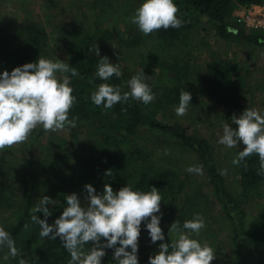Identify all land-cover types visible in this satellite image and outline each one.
<instances>
[{"label": "rangeland", "instance_id": "rangeland-1", "mask_svg": "<svg viewBox=\"0 0 264 264\" xmlns=\"http://www.w3.org/2000/svg\"><path fill=\"white\" fill-rule=\"evenodd\" d=\"M52 1L51 4L46 0H0V47L5 51L2 55L0 50V74L6 71L4 67L13 65L10 54L14 51L19 53V60L23 65L37 62L40 56L65 61L80 73L75 77L70 74V80L93 77L96 75L99 59L107 57L110 63H118L120 66L122 92L130 91L124 67L116 52L123 47L125 41L136 37L137 26L131 23L130 18L143 0H107L103 7H96L95 0ZM234 3L237 5L239 2ZM246 4L249 2L239 6ZM176 5L179 8L178 15L192 26L196 34L192 47L199 46L200 49L192 52V48H188L190 65L187 68L165 66L144 71L148 77L145 82L153 89L155 99L147 105L136 101L149 116L150 122L145 123L130 138L131 148L154 156L181 183L187 197L189 214H201L205 219L208 230L201 231L200 235L209 236L210 245L216 249V259L212 264H256L257 260H264V185L247 192L240 188L237 166L231 159L224 157L223 151L227 147L217 142L223 134V128H205L217 110L216 104H210L206 108L196 104L189 105L187 113L178 116L176 108L179 105L171 103L167 96L173 85H196L209 65L220 67L228 62L239 67L240 78L252 99L253 108L264 113V41L260 45L246 42L239 36V29L234 25L232 16L223 26L227 39L220 38L216 31L219 22L213 23L214 19L206 13L199 14L193 8L185 10L179 4ZM76 13H82L91 23L115 29L119 41L92 44L85 36L73 37L70 25ZM36 30L43 34L37 44L32 40ZM245 33L249 34L247 30ZM96 45L99 56L96 55ZM84 52L95 59L96 63L92 64L89 57H84ZM88 128L89 124L83 123L77 128L44 132L38 136L43 128L37 127L25 143L5 150V156L0 158V165L5 169L8 163L14 167L23 164L30 174L27 184L29 185L31 178L39 183L44 180L41 173L43 157L54 146L66 142L70 149L65 179L60 187L49 192V197L56 196V208L64 209L66 201L62 197L76 193L83 205L87 193L79 180L80 158L86 154L91 155L94 151V146L85 137ZM193 138L207 141L208 151L231 200L224 196L218 197L210 186L205 168L190 146ZM112 148L110 145V151ZM196 165L201 166V173L186 170ZM5 186L9 194L17 192L18 185L5 183ZM61 214L62 212L52 214L47 218V223L52 225ZM36 215L44 219L42 213ZM147 222L150 221L144 223ZM171 224L167 218L162 217L160 227L170 242L174 238V234L168 236ZM25 225L28 227L25 228ZM39 232V226L30 217L24 222L17 239L14 238L15 244L27 235ZM45 239L40 237L38 243ZM142 241L145 246L149 245L147 239ZM7 254L3 250L0 256L3 258Z\"/></svg>", "mask_w": 264, "mask_h": 264}, {"label": "trees", "instance_id": "trees-1", "mask_svg": "<svg viewBox=\"0 0 264 264\" xmlns=\"http://www.w3.org/2000/svg\"><path fill=\"white\" fill-rule=\"evenodd\" d=\"M46 1L51 4L53 2L52 0ZM236 1L239 2L237 5L234 3ZM262 1L176 0L175 4H179L185 10L193 8L199 14H208L209 17L214 19L213 23L215 21L219 22V25L216 26L218 36L227 39L223 26L227 24L226 22L237 6L248 2L249 4L246 5L260 4ZM106 4L107 0H95L96 7H103ZM180 19L183 21L181 27L167 30L160 29L150 35H145L138 27L136 28V37H132L130 41H125L123 47L116 52V56L124 67L127 80H130L133 75L141 71L150 69H161L165 66L181 67L183 69L189 67L188 48L191 47L192 52H196L200 47H192L196 34L189 23H186L181 17ZM233 23L239 29V36L246 42L252 45H260L264 41V35L251 31H248L249 34L245 33V29L236 25L234 19ZM70 32L73 37L85 36L92 44L119 41L115 29L91 23L82 13L75 14V18L70 25ZM32 36L33 42L37 44L42 39L43 34L36 30ZM0 50L1 54L4 55V49L0 47ZM83 55L87 58L90 56L86 52ZM10 57L13 59V65L4 67L9 73L16 67L23 66L17 51L12 52ZM89 60L92 64L96 63V60L91 57H89ZM240 73L239 67L233 63L227 62L220 67L209 65L196 85H173L169 89V96L167 97H169L171 103L179 105L180 92L187 90L192 96L190 105L196 104L201 108H206L210 104H216L217 110L206 123V129H221L225 122L235 129L237 126L231 124L232 116L235 114L238 118L247 107L253 108L254 106L248 91L243 86ZM67 75L70 77V73ZM122 80V76L119 78L113 76L108 81H102L96 75L83 80H71L70 86L73 88L72 94L76 97V103L69 113V118H78L75 128L83 123L89 124L85 137L94 146L91 155L86 154L80 158V183L83 187L86 184H91L97 193L103 192L105 183L110 184L114 192L119 191L127 184L143 191H149L150 188L155 187L162 193L163 197L161 202L162 217L167 218L171 223L179 220L182 226L186 220L192 219L194 215L189 214L187 197L183 193L181 183L154 156L146 155L131 148L130 138L134 137L145 123L150 122L149 116L131 98L127 103H117L111 109H105L102 105L96 106L91 101V94L97 89L98 85L109 83L121 87ZM170 112L175 115L172 110ZM44 132L42 129L39 131L38 136H41ZM190 142V146L195 150L198 159L205 168L209 184L215 194L218 197L224 196L231 200L224 190L222 178L218 173L214 159L208 151L207 141L193 138ZM110 145L113 146L112 151H110ZM244 147L242 143H239L235 148L227 147L223 151V155L233 161L238 152L242 151ZM69 149V144L63 142L59 146H54L43 157L41 173L44 180L39 183L31 178L29 185L27 184L30 174L28 168L23 164L14 167L11 163H8L5 169H2L0 165V226H3L9 232L13 239H17L16 236L21 233L24 222L31 217V208L39 204L43 196L49 197L50 191L56 190L57 187L63 184L65 170L68 165L66 163L69 160ZM5 150L0 152V158L5 156ZM236 166L239 185L242 190L247 192L258 188L261 184L264 185V174H260V158L257 154L246 157ZM108 170L112 171L111 176L105 175ZM5 183H9L11 186L18 185L17 192L9 194ZM12 196L14 201L11 202ZM50 198L55 200L54 204L49 205L52 214L63 212L62 208H56V196ZM64 199L65 197H62V200ZM145 225L146 223L141 225L138 244L139 264H148L149 257L158 252L159 244L162 243L161 241L156 244L151 243ZM207 230L208 227H205L202 231ZM194 238L209 242V236L207 235H199V237ZM39 239L40 235L38 233L27 235L22 241L16 242V248L19 250L20 255L15 258L9 256L8 264H18L20 258L27 259L29 264H69L70 254L62 246L59 237L55 240L46 238L38 243ZM143 239L149 241L148 246L143 244ZM102 242L106 243V241ZM163 242L170 243L166 238ZM85 247L89 246L86 245ZM3 250L8 252L7 248L0 249V255ZM105 252L106 255L102 259V264H118L113 259L114 249H105ZM256 264H264V260H257Z\"/></svg>", "mask_w": 264, "mask_h": 264}, {"label": "clouds", "instance_id": "clouds-1", "mask_svg": "<svg viewBox=\"0 0 264 264\" xmlns=\"http://www.w3.org/2000/svg\"><path fill=\"white\" fill-rule=\"evenodd\" d=\"M178 14L179 8L174 0H143L130 20L143 34L150 35L160 29L181 27L183 21ZM96 55L99 56L97 45ZM68 73L72 77L80 74L65 61L40 56L35 63L0 74V152L25 143L37 127H42L45 132L76 127L78 118H69L76 97L72 94ZM121 75L118 63H110L107 57L99 59L96 76L102 81ZM147 78L144 71L133 75L127 81L130 91L125 92L120 86L101 83L92 92L91 101L105 109L120 102L127 103L130 98L147 105L155 99L153 89L145 82ZM191 99L187 90L180 92L176 108L178 116L187 113ZM231 124L237 127L234 129L225 122L223 134L217 142L228 148L242 143L245 147L232 163L239 165L246 157L257 154L260 174H264V113L247 107L238 118L235 114L232 116ZM186 170L197 174L202 172L198 165ZM105 175L111 176L112 171L108 170ZM84 190L87 195L83 205L78 194L65 195L66 206L52 225L47 223V218L52 215L49 205L55 200L45 195L31 208V220L39 226L40 237L51 240L59 237L70 254L69 264H102L105 249H114L113 259L118 264H139L141 225L146 221H150L145 227L151 243L162 242L158 252L149 257L148 264H212L216 259V249L207 240L194 238L199 237L206 227L201 214H195L182 226L179 220L173 222L168 236L174 234V238L170 243L163 242L165 235L160 227L163 197L157 188L143 191L127 184L114 192L111 185L105 183L102 193H97L91 184L84 185ZM37 213H42L44 219H40ZM3 248L8 249L4 260L20 255L11 234L0 226V249ZM18 264L29 262L20 258Z\"/></svg>", "mask_w": 264, "mask_h": 264}, {"label": "built area", "instance_id": "built-area-1", "mask_svg": "<svg viewBox=\"0 0 264 264\" xmlns=\"http://www.w3.org/2000/svg\"><path fill=\"white\" fill-rule=\"evenodd\" d=\"M232 16L236 25L264 35V0L260 4L239 6Z\"/></svg>", "mask_w": 264, "mask_h": 264}, {"label": "crops", "instance_id": "crops-1", "mask_svg": "<svg viewBox=\"0 0 264 264\" xmlns=\"http://www.w3.org/2000/svg\"><path fill=\"white\" fill-rule=\"evenodd\" d=\"M2 259H3V258L1 257V258H0V264H8V260H4V259H3V261H2Z\"/></svg>", "mask_w": 264, "mask_h": 264}]
</instances>
